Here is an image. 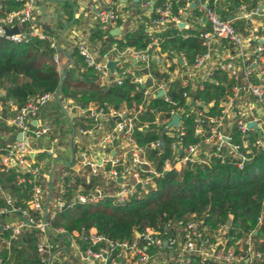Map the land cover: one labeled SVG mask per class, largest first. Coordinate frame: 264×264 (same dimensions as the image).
Segmentation results:
<instances>
[{
  "label": "built area",
  "instance_id": "built-area-1",
  "mask_svg": "<svg viewBox=\"0 0 264 264\" xmlns=\"http://www.w3.org/2000/svg\"><path fill=\"white\" fill-rule=\"evenodd\" d=\"M16 1L22 2L20 8L0 16V37L13 42L37 37L57 49L56 38L43 30L41 22L34 21L36 0ZM91 1L97 3L94 21L100 30L110 33L117 28L119 33L110 35L119 39L127 29L142 28L147 33V43L136 49L121 48L114 41L99 56L88 36H81L75 43L79 55L95 71L101 85L121 84L130 76L135 91L142 92V99L117 109L106 103L82 106L70 101L65 105L68 115L75 111L78 118L89 120L90 126L78 127V133L98 138L100 148L111 146L100 163L93 161L86 151L82 154V165L89 170V180L94 179L95 183L85 193L76 192L68 201L59 196L64 188L53 196L44 187L41 163L31 157L30 140L47 132V127L36 128L32 121L55 94H37L20 107L8 101L9 116L0 103V139L13 136L12 141L0 143V264H9L2 250L28 230L38 233V264H263L264 251L260 247L264 236L257 234V227L237 236L231 230V220L209 229L193 216L170 219L136 232L131 240L117 241L93 227L69 232L62 226H52L50 220L57 210L74 203L96 204L105 197L124 203L139 190L154 187L153 178L164 172L180 171L212 159L242 169L256 152L264 153V4L253 5L254 0H248L230 10V0ZM13 26H17L18 32L6 35L5 29ZM175 35H195L205 50L188 62L183 50L163 48L164 42ZM96 41L102 46L100 39ZM110 61H116L112 71L107 66ZM53 62L62 73L57 52ZM131 62L133 65H126ZM151 62L165 77L157 80L151 74ZM217 75L226 77L230 94L219 103L218 116H207L205 112L213 101L193 96L207 80L225 86ZM172 84L184 88L182 102L171 96ZM157 97L169 104L167 109L150 106ZM143 112L152 114V120H141ZM175 116L177 122L168 126ZM189 117L193 135L199 139L185 143ZM107 120L111 122L109 130L96 137ZM149 129L155 130L158 137L139 145L133 136L135 130ZM18 133L20 140L16 138ZM235 135L238 141L234 140ZM165 136L169 155L158 170L149 154L152 150L162 153ZM10 172L30 187L25 205L3 187L2 173ZM261 203L264 211V197ZM263 218L261 212L257 225Z\"/></svg>",
  "mask_w": 264,
  "mask_h": 264
},
{
  "label": "trees",
  "instance_id": "trees-1",
  "mask_svg": "<svg viewBox=\"0 0 264 264\" xmlns=\"http://www.w3.org/2000/svg\"><path fill=\"white\" fill-rule=\"evenodd\" d=\"M53 1L62 3L66 21L70 22L76 0ZM247 1L230 0L229 8L233 10L240 2ZM21 6L22 2L16 0H1L0 16ZM27 25L29 26L26 23ZM59 26L63 29L65 25L61 23ZM98 39L102 41L101 47H107L116 41L121 48L133 46L141 49L147 43V33L142 28L127 29L119 39H115L108 31L100 30L95 23L90 40L94 43ZM166 47L183 50L188 62H192L196 53L205 50L195 35L186 38L175 35L164 42L163 48ZM56 51L58 50L51 47L48 41L37 37H31L26 42H13L0 37V89L5 91V94L0 96V102L5 104L12 101L20 107L37 94L55 93L62 74L65 76L61 82L59 96L71 97L82 106L95 102L106 103L107 106L117 109L122 105L131 106L132 103L141 101L142 92L135 91V84L130 76L124 78L121 84L112 83L107 87H99L96 82L97 74L84 64L76 48L71 53V66L63 68L62 73H59L53 62ZM149 71L157 80L165 77L153 62ZM217 78L224 81L225 86H216L207 80L204 81L202 90L194 92L193 97H200L206 102L213 101L205 112L207 116H218L219 103L230 94V83L226 77L217 75ZM175 85L172 84L171 96L182 102L181 93L184 88ZM150 106L167 109L169 104L157 97L151 100ZM3 111H6V106ZM152 118L149 112L140 115L141 120L150 121ZM190 122L191 117L186 120L185 143L199 139L194 137ZM133 136L136 142L143 146L156 139L158 134L152 129L143 132L135 130ZM164 140L162 153L157 154L152 150L149 154L150 160L158 170H161L169 155L168 138L165 136ZM234 140L238 141L237 135ZM94 181L90 179L85 183V180L81 182L77 176L65 175L64 191L59 196L68 201L76 193L79 183L84 185L81 192L85 193L94 185ZM1 182L4 188L14 193L19 204L25 205L30 197V187L27 184L19 182L14 172L2 173ZM153 182L154 187H149L146 191L139 190L124 203L105 197L96 204L74 203L72 206H66L57 210L50 222L52 226H62L69 232L81 227H93L107 238L117 241L131 240L136 232L141 233L148 226L157 227L170 219H189L193 216L196 220L201 219L209 229L231 220V230L236 232L237 236L255 227L257 234L264 236V218L262 223L257 225L261 212L264 217V211L261 209L264 197L262 152H256L242 169L231 163L212 159L209 163L188 165L180 171L164 172L161 176L154 177ZM37 240L36 230L25 231L18 241H11L9 248L2 250L3 256L8 257L9 264H38L35 251ZM260 248L264 251V242Z\"/></svg>",
  "mask_w": 264,
  "mask_h": 264
},
{
  "label": "crops",
  "instance_id": "crops-1",
  "mask_svg": "<svg viewBox=\"0 0 264 264\" xmlns=\"http://www.w3.org/2000/svg\"><path fill=\"white\" fill-rule=\"evenodd\" d=\"M1 1V0H0ZM39 0H36L38 4ZM48 3L54 8L58 9L56 4L61 5L62 13L60 12L57 20L46 21L41 18L39 10L34 9V21L41 22L43 30L53 35L57 42L58 48L56 51L59 56V60L63 68L70 67L71 65V53L75 47V43L81 36H88L90 45L97 55L106 50V47H101L98 41L94 43L90 40L91 30L95 24L94 13L96 2L91 0H76V5L73 7V18L70 23H66V13L62 6V3L55 2L53 0H47ZM255 3L263 6L264 0H254ZM59 10V9H58ZM80 17L76 19L77 17ZM63 23L65 26L60 29L59 24ZM129 20L127 25H129ZM67 24H69L67 26ZM241 26V25H240ZM127 28V27H126ZM117 30V28L112 29ZM69 35L67 36L66 34ZM52 32V33H51ZM119 32H115L117 34ZM105 48V49H104ZM103 49V50H102ZM133 65V62L126 65ZM115 66V65H114ZM65 74H62L61 78H64ZM99 87H106L96 80ZM5 91L0 89V96H3ZM70 101H76L71 97L61 98L58 94V99L54 96L41 110L36 120L32 121V124L36 128L42 126L47 127V132L40 137H33L30 140L31 143V157L42 166L44 187L50 190L54 196L59 192L60 188H63V177L65 175L77 176L81 182L85 180V183L89 181L88 169L82 165V154L86 151L89 157L93 161L100 163L101 159L105 156V152L110 150L111 146L105 148L98 147L97 139L85 134L77 132L78 127L87 128L90 126L89 120L78 118L77 112L73 111L69 115L65 110V105ZM1 103V102H0ZM79 103V102H78ZM4 103H2L3 105ZM96 104L95 102H89L85 106H91ZM6 106V115L11 114L9 107ZM111 122L104 121L101 125V129L96 134V137H100L101 134L108 131ZM18 135V134H17ZM16 135V138H17ZM0 143L4 144L13 140V136H3L0 139ZM60 168V171H58ZM62 168V169H61ZM100 177V176H99ZM106 180V178H104ZM99 181L102 182L101 177ZM104 181V180H103ZM81 183L78 184L76 192L84 189Z\"/></svg>",
  "mask_w": 264,
  "mask_h": 264
},
{
  "label": "rangeland",
  "instance_id": "rangeland-1",
  "mask_svg": "<svg viewBox=\"0 0 264 264\" xmlns=\"http://www.w3.org/2000/svg\"><path fill=\"white\" fill-rule=\"evenodd\" d=\"M37 8L39 10V13L41 15V18L45 19L46 21H50V20H57L59 18L60 12L62 13L61 10V5L56 4L57 8H54L53 6H51L47 0H39L38 4H37ZM80 18L79 16L76 18L78 19ZM66 23H68L67 21H65ZM70 23V22H69ZM69 24H67L68 26ZM67 36L69 35V31L68 34H66ZM76 41V40H75ZM62 169V168H61ZM60 171V168L59 170Z\"/></svg>",
  "mask_w": 264,
  "mask_h": 264
},
{
  "label": "water",
  "instance_id": "water-1",
  "mask_svg": "<svg viewBox=\"0 0 264 264\" xmlns=\"http://www.w3.org/2000/svg\"><path fill=\"white\" fill-rule=\"evenodd\" d=\"M229 18H232L231 16L229 17ZM18 32V28H17V26H13L12 28H7V29H5V33H6V35H11V34H14V33H17ZM115 32H117V30H111L110 31V34H114ZM116 64V61H110L108 64H107V66H108V68L112 71L113 70V68H114V65ZM62 79L63 78H61V82H62ZM61 82H60V84H59V86L57 87V89H56V91H55V97L58 99V92H59V89H60V86H61ZM162 92H160L159 93V95L161 94ZM177 120H178V117L177 116H175L174 117V119L168 124V126L170 125V124H172V123H176L177 122ZM253 124V123H252ZM17 139L18 140H20L21 139V133H18V135H17Z\"/></svg>",
  "mask_w": 264,
  "mask_h": 264
}]
</instances>
